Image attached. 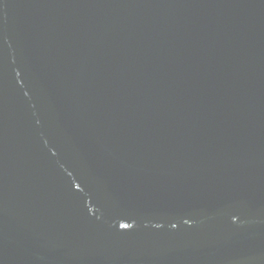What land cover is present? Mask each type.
Instances as JSON below:
<instances>
[{
  "label": "water",
  "instance_id": "1",
  "mask_svg": "<svg viewBox=\"0 0 264 264\" xmlns=\"http://www.w3.org/2000/svg\"><path fill=\"white\" fill-rule=\"evenodd\" d=\"M0 264H264V0H0Z\"/></svg>",
  "mask_w": 264,
  "mask_h": 264
}]
</instances>
